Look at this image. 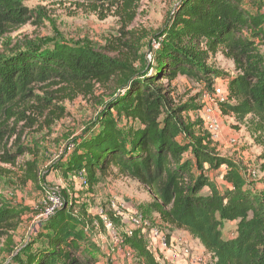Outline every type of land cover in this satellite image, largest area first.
<instances>
[{"label":"trees","instance_id":"obj_1","mask_svg":"<svg viewBox=\"0 0 264 264\" xmlns=\"http://www.w3.org/2000/svg\"><path fill=\"white\" fill-rule=\"evenodd\" d=\"M85 1L95 9L99 4L131 9L139 0ZM245 1L179 0L159 31L160 48L151 50L150 64L136 39L119 41L115 57L67 43L39 53H0V118L32 96L30 87L38 83L86 90L112 84L115 93L93 134L78 138L67 160L56 161L49 171L84 172L90 188L114 171L136 179L151 190L152 209L163 224L199 241L210 255L207 264H264V192L249 188L239 165L217 152L203 122L184 117L198 106L175 105L162 84L179 76L221 80L226 85L225 98L217 100L221 116L235 118L264 146V16ZM27 12L16 0H0V25L22 24ZM219 52L235 69L224 78L207 65ZM139 63L144 68L138 72ZM30 169V181L38 184L36 161ZM211 173L229 187L221 191ZM64 200L8 264H99L80 211ZM36 213L0 201V244L12 250L21 219ZM227 224L233 229L226 232ZM128 243L145 264H160L142 229Z\"/></svg>","mask_w":264,"mask_h":264},{"label":"rangeland","instance_id":"obj_2","mask_svg":"<svg viewBox=\"0 0 264 264\" xmlns=\"http://www.w3.org/2000/svg\"><path fill=\"white\" fill-rule=\"evenodd\" d=\"M16 1L28 11L24 16L26 20L22 24L0 25L1 54L16 50L39 53L54 43H67L115 57L119 55L117 49L122 48L119 41L128 43L136 39L140 54L149 64L155 55L151 50L157 52L160 48L159 31L179 3V0H139L131 9L109 4H99L95 9L94 4L85 0ZM245 3L264 16V0H246ZM207 65L222 78L235 71L232 60L222 52L212 57ZM143 68L139 63L134 70L139 72ZM221 83L216 77L187 76H179L170 84L162 82L175 105L192 102L198 106L184 117L192 122H203L205 127L207 110L216 112L218 98L214 89ZM30 88L32 96L17 102L9 115L0 118V201L18 209H34L37 213L21 219L14 233L12 250L9 251L3 242L0 244V264L10 263L14 253L19 252L39 228L38 216L46 205L49 190L60 192L70 204H75L76 211H80L87 236L96 247L92 254L99 264H145L128 243V238L138 229L146 231L147 244L150 235L157 232L166 237L168 248L174 251L176 241L173 239H184L187 237L185 231L163 224L152 209L151 190L138 180L114 171L108 176H99V183L90 188L84 172L64 176L60 171H49L56 161L67 160L78 138H89L93 134L99 117L109 108L114 86L94 85L92 90H86L51 81ZM52 112L55 115L49 118ZM111 115L115 117L116 114L112 111ZM220 123L219 136L212 135L213 146L219 154L239 165L249 188L264 192V146L235 118L220 116ZM125 125L122 121L121 126ZM33 161L40 175L38 184L30 181ZM211 178L221 191L229 187L219 174L211 173ZM105 216L112 222L117 239L108 230ZM232 229L233 225H225L226 232ZM187 239L189 248L195 247L190 243L192 240ZM161 244L158 249L151 250L159 263L179 264L180 260L174 263L167 260L169 249ZM201 246L197 244L196 247L202 250ZM204 250L201 251V264L210 261V255Z\"/></svg>","mask_w":264,"mask_h":264},{"label":"built area","instance_id":"obj_3","mask_svg":"<svg viewBox=\"0 0 264 264\" xmlns=\"http://www.w3.org/2000/svg\"><path fill=\"white\" fill-rule=\"evenodd\" d=\"M226 85L225 83L217 84L214 89V95L218 99H224L225 98V90ZM216 112H213L211 109H208L205 115V123L206 128L212 134L215 138H217L221 132V123H220V108L217 103H215ZM220 114V115H219ZM65 204V200L63 195L60 192L51 191L49 190L47 192V199H46V205L42 211V213L38 216L39 225H41L43 222H45L47 219H49L55 212H57L59 209H61ZM105 224L110 231L112 237L114 239H117V236L113 233V225L112 222L109 220L107 216L104 218ZM142 234L146 236V231L142 230ZM162 242V244H161ZM160 244L163 248H168L166 243V237L160 236L157 232H154L149 237V250H156L160 247ZM178 258L184 261H190L192 264H201V259L198 258V256L194 255V252L191 248H185L181 249V252L178 253ZM196 256V257H195ZM189 262V263H190Z\"/></svg>","mask_w":264,"mask_h":264},{"label":"crops","instance_id":"obj_4","mask_svg":"<svg viewBox=\"0 0 264 264\" xmlns=\"http://www.w3.org/2000/svg\"><path fill=\"white\" fill-rule=\"evenodd\" d=\"M185 234H186V236L187 237H185L184 239H181V238H176L175 240L173 239V241H176V245H173V247H174V251H171L170 249L168 250V255H167V260L169 261V262H173L174 263V261H178V260H180L179 258H178V253H180L181 252V249H185V248H188L189 246H188V244H189V241H188V239L187 238H189L190 240H192V241H190V243L191 244H193L195 247H191V249L192 248H194L195 249V251H196V253H197V256H198V258H200V256L201 255H203L202 254V252L201 251H203L204 250V248L201 246V248H202V250L201 249H199L198 247H196L197 246V244H200L199 243V241H194L190 236H189V234L187 233V232H185ZM184 244V245H183ZM186 245V246H185ZM201 245V244H200ZM193 250V249H192ZM205 251V250H204ZM196 257V256H195ZM178 258V259H177ZM201 259V258H200ZM190 261L188 260V261H184V260H181L180 262H178L179 264L180 263H182V264H192L191 262L189 263Z\"/></svg>","mask_w":264,"mask_h":264}]
</instances>
